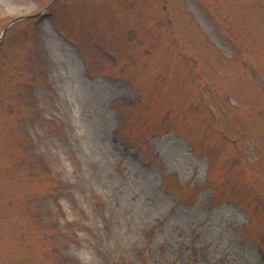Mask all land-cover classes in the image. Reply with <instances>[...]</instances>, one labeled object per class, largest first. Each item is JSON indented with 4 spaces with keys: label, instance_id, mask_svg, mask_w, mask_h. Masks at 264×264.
I'll use <instances>...</instances> for the list:
<instances>
[{
    "label": "rangeland",
    "instance_id": "obj_1",
    "mask_svg": "<svg viewBox=\"0 0 264 264\" xmlns=\"http://www.w3.org/2000/svg\"><path fill=\"white\" fill-rule=\"evenodd\" d=\"M0 264H264V0H0Z\"/></svg>",
    "mask_w": 264,
    "mask_h": 264
}]
</instances>
